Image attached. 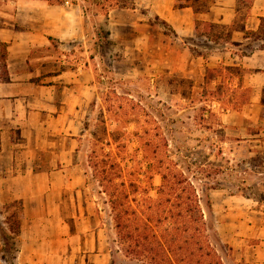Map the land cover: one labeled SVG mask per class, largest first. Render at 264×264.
Here are the masks:
<instances>
[{"label":"rangeland","instance_id":"374dc122","mask_svg":"<svg viewBox=\"0 0 264 264\" xmlns=\"http://www.w3.org/2000/svg\"><path fill=\"white\" fill-rule=\"evenodd\" d=\"M40 1L80 3L90 17V35L96 37L94 43L77 48L79 57L83 52L86 61H92L94 55L98 60L94 61V90L90 91L80 124V150L73 158L83 185L81 192L73 195H78L82 204L69 203L65 211L75 235L83 234L81 218L87 214L93 219L87 233L93 234L91 239H100L104 256H90L87 261L76 258L72 264H146L126 254L118 243L107 197L101 193L90 163V156L103 147L105 151L111 149L118 159H125L120 161L128 167L143 168V152L134 136L128 134L134 129L133 117L139 121L140 132L149 131L178 169L190 177L206 222L204 234L222 264H248L253 245L264 239V107L259 103L254 106L258 92L251 87L247 103L237 109L227 108L233 102H226L233 96L224 95V89L209 94L215 91L220 78L205 83L201 60L189 61L182 53L183 43L175 41L171 29L160 20L154 22L147 41L132 43L130 30L119 28L118 40L112 45L100 14L114 0H0V26L16 18L35 21L36 25L42 12L21 5ZM250 1L241 0L238 21L246 15ZM189 41L184 43L191 44L194 55L213 46L203 37ZM109 53L114 60L107 58ZM219 165L228 169L211 174ZM139 179L148 186L142 176ZM149 182L157 185L159 179L153 176ZM155 195L154 190L150 191V196ZM5 206H0V223L16 209H3ZM82 212L84 215L79 217ZM74 213L76 217H70ZM71 245L79 254L83 238L76 237ZM13 255L11 251L0 257V264H15Z\"/></svg>","mask_w":264,"mask_h":264},{"label":"crops","instance_id":"0c3cea01","mask_svg":"<svg viewBox=\"0 0 264 264\" xmlns=\"http://www.w3.org/2000/svg\"><path fill=\"white\" fill-rule=\"evenodd\" d=\"M114 1L100 14L112 45L119 28L130 30L132 43L147 41L154 22L160 20L171 29L175 41L183 43L181 50L189 61L201 60L204 73L207 67L217 66L245 70L243 86L256 90L254 106L264 107V36H259L264 0H251L240 21L241 0ZM21 7L42 15L36 25L16 18L0 26V42L7 44V79L0 78V206L22 205L15 264H72L76 258L87 261L90 256H104L100 239H91L93 234L87 233L93 219L87 214L81 218L83 234L75 235L66 213L67 204H82L73 195L83 187L73 158L80 150V124L94 90L98 57L86 61L77 48L95 42L89 32L90 17L80 3L68 1ZM196 21L233 24L234 28L227 38L207 39L213 46L204 51L203 58L194 55L189 44L195 37ZM110 54L107 58L114 60ZM70 217H76L75 213ZM76 237L83 238L79 254L71 245ZM252 251L248 264H264V239Z\"/></svg>","mask_w":264,"mask_h":264},{"label":"trees","instance_id":"16d2710c","mask_svg":"<svg viewBox=\"0 0 264 264\" xmlns=\"http://www.w3.org/2000/svg\"><path fill=\"white\" fill-rule=\"evenodd\" d=\"M260 26L263 28L259 36H264V18L261 19ZM233 28V24L227 26L196 21L195 37L217 42L219 38H227ZM197 55L206 58L205 53L197 51ZM6 57L7 44L0 42L2 80L7 79ZM244 72L242 68L233 66L207 67L204 73L205 83H212L220 78L215 91H210L209 94L214 95L224 89V95L233 96L226 102H233L227 107L231 109L247 103L250 88L243 86ZM262 92L264 93V89ZM261 103L264 105V96ZM131 123L134 124V129L128 134L134 136L143 152V168L128 167L126 162L120 161L125 159H118L111 149L105 151L103 147L90 156L95 179L101 193L107 197L118 243L126 254L141 259L146 264H222L217 251L204 234L206 222L197 189L190 177L178 169L167 151H162L159 141L149 136V131L144 129L140 132L137 119L133 117ZM166 145L163 144L164 147ZM226 168L228 166L219 165L212 169L211 174L216 175ZM140 176L142 181L147 180L148 186L140 183ZM153 176L158 177V185L149 182ZM152 190L156 193L154 197L150 196ZM9 206L16 209L5 215L0 223L1 258L11 251L15 258L18 252L17 237L20 232L22 205L20 202H13L3 209ZM2 213L0 210V215ZM1 224L7 225V229H3Z\"/></svg>","mask_w":264,"mask_h":264}]
</instances>
